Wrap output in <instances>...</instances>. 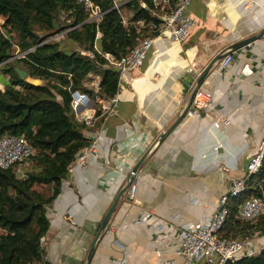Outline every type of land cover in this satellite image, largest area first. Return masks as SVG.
I'll return each mask as SVG.
<instances>
[{
	"label": "crops",
	"instance_id": "1",
	"mask_svg": "<svg viewBox=\"0 0 264 264\" xmlns=\"http://www.w3.org/2000/svg\"><path fill=\"white\" fill-rule=\"evenodd\" d=\"M123 11L128 13L124 6ZM184 13L193 19L185 39L176 44L164 36L153 40L140 66L119 78L113 112L89 104L99 111L83 134L99 157L85 153L73 162L45 208L48 264L84 263L101 218L143 153L132 178L133 197L126 189L118 196L88 264L181 263L174 252L178 225L210 215L229 176L242 171L260 144L264 37L239 50L229 48L264 27V0H191ZM219 52L230 53L231 60L225 68L214 61L200 84L211 94L208 109L181 115L188 95L179 76L188 67L199 71ZM244 65L248 71L241 74ZM5 79L0 72V87ZM146 211L157 222L139 221ZM255 240L263 241L264 234Z\"/></svg>",
	"mask_w": 264,
	"mask_h": 264
},
{
	"label": "trees",
	"instance_id": "2",
	"mask_svg": "<svg viewBox=\"0 0 264 264\" xmlns=\"http://www.w3.org/2000/svg\"><path fill=\"white\" fill-rule=\"evenodd\" d=\"M93 1L104 10L97 22L86 20L85 10L73 0H0V14L4 16L0 61L12 53L15 44L19 50L32 46L25 58L0 65V72L6 76L0 87V135L23 134L35 149L21 166L20 175L12 167L0 168V264L39 260L48 264L44 245L38 241L48 228L45 207L59 192L75 153L90 142L83 134L88 125L73 114L69 90L79 89L91 97H112L118 87L119 71L106 65L103 53L118 59L129 51L138 35L134 21L158 22L148 11L152 8L150 0H143L145 7L139 0H125L123 6L129 14L126 23L115 9L109 8L110 0ZM59 10L75 25L65 31V39L90 55L62 47L60 41L39 42L33 26L55 27ZM14 66L25 69L31 79H41L42 83L19 78ZM88 73L99 76L95 90L83 85L82 79ZM98 111L95 108L94 114ZM35 183L49 185V191L45 194L34 188ZM263 185L264 153L258 169L246 178L243 190L229 198L227 214L216 231L218 236L244 238L264 234V214L251 220L236 217L239 204L245 198L260 195ZM225 264H264V247L256 254Z\"/></svg>",
	"mask_w": 264,
	"mask_h": 264
},
{
	"label": "built area",
	"instance_id": "3",
	"mask_svg": "<svg viewBox=\"0 0 264 264\" xmlns=\"http://www.w3.org/2000/svg\"><path fill=\"white\" fill-rule=\"evenodd\" d=\"M80 4L86 12V20L98 21L104 12L93 0H73ZM125 0H110L111 9H115L121 16L123 23L126 19L123 17V3ZM191 0H150L152 8L148 11L150 15L158 19L157 23L152 21L144 22V20H136L138 35L136 41L127 53L118 59L112 57L109 53H103L106 58V65L112 66L119 71V78L123 72L130 68L138 67L145 56L147 49L153 43L156 37H167L174 43L183 41L189 32L193 19L184 13ZM141 6L145 7V2L139 0ZM4 16L0 14V32H3L1 23ZM65 30H68L66 28ZM98 32H96V35ZM264 37V32L262 34ZM46 41L42 39L39 42ZM32 48L28 47L19 50L16 44L12 53L0 61V65L11 61L12 59L25 58L26 52ZM82 53L90 55L89 51L81 50ZM231 60V54L224 52L223 56L218 59V65L225 68ZM68 78L70 74H67ZM119 80V79H118ZM70 106L77 120L83 121L86 125H91L94 114V108L89 104L91 101L100 104V108L104 111L113 112V104L115 97L104 98L99 94H94L91 98L88 93L79 89H70ZM106 102L104 103V101ZM211 101V94L206 86L199 85L191 98V101L185 110L187 115H191L195 110H207ZM226 121V120H225ZM35 152L32 145L24 138L23 134H1L0 135V168L4 169L12 167L16 174H21V166L26 163L27 159ZM85 153H90L94 157H99L93 142H89L86 146L80 148L76 153L73 161L68 168L72 167V163L81 160ZM264 153V135L257 146V149L249 154L245 160L242 171L237 175L229 176L227 189L218 197L216 208L212 213L201 221H186L180 223L177 229L178 244L174 252L182 259L179 264H225L227 261H233L242 256L253 255L264 247L263 241H256L255 236L252 237H223L218 236L216 231L221 226L227 211L228 200L230 197L240 193L245 184L246 178L254 173L261 162ZM73 163V164H74ZM135 190V184L131 181L126 187V195L132 198ZM47 206V205H46ZM46 208V207H45ZM264 214V185L260 195L245 198L238 206L236 217L243 220H251ZM152 220L157 222V217L153 216L149 211L144 212L138 217L139 221ZM158 227V226H157ZM40 244L44 243V236L38 239ZM19 264V263H13ZM22 264H46L45 261H31Z\"/></svg>",
	"mask_w": 264,
	"mask_h": 264
},
{
	"label": "water",
	"instance_id": "4",
	"mask_svg": "<svg viewBox=\"0 0 264 264\" xmlns=\"http://www.w3.org/2000/svg\"><path fill=\"white\" fill-rule=\"evenodd\" d=\"M264 32V27L261 28L257 33L244 37L242 39H239L233 43H231L230 45V50H239L241 47L243 46H247L248 43L256 38H259L262 36ZM42 40V39H41ZM223 52H219L216 53L215 55H213L210 60L204 65V67L202 69H200L199 71H196L194 68L192 67H188L186 68L183 73L179 76L180 80H181V85H182V92L187 93L188 95V100L187 103L184 106L183 111L181 112V115L184 114L185 110L187 109L192 95L195 91V89L201 84V82L203 81L204 77L207 74V71L209 69V67L211 66V64L218 60L219 58H221L223 56ZM245 56H248V54L246 53ZM14 70L16 71L17 75L19 78L24 79L27 76V71L21 67L18 66H14L13 67ZM248 71L247 65H244L242 70H241V74L245 73ZM204 86V85H203ZM174 123H172L171 125H169L164 131L160 132L159 135L157 136V140H160L161 138H163L166 133L172 128ZM145 153H143L139 159L133 164V166L131 167L129 173H128V177L126 179L125 184L119 189V191L117 192V194L115 195V197L113 198L112 202L110 203L109 207L107 208V210L105 211L103 217L101 218V221L99 222V225L97 227L96 233L94 235V239L93 241L90 243L87 252H86V257H85V261L83 264H88L89 262V258L91 256V253L93 251V246H94V240L96 239V237L99 235V233L105 228L108 218L111 214V211L113 210V207L115 205V202L118 198V196L125 191L127 185L132 181L133 175L137 169V167L139 166L142 158L144 157Z\"/></svg>",
	"mask_w": 264,
	"mask_h": 264
},
{
	"label": "rangeland",
	"instance_id": "5",
	"mask_svg": "<svg viewBox=\"0 0 264 264\" xmlns=\"http://www.w3.org/2000/svg\"><path fill=\"white\" fill-rule=\"evenodd\" d=\"M128 15H129L128 13H124V11H123L124 19H127ZM55 19H56L57 24L53 28L39 29L38 27L33 26L35 33L40 37V39H45L46 41H60L59 45L62 47L65 46V47H69V48H76L78 50H82L80 47L76 46L75 43L65 39V31H66L65 29L66 28L71 29V28L75 27V25H73L71 23L70 18H68L67 15L63 11L59 10L56 12ZM172 43H174V42H172ZM24 79L30 83L39 84V81L33 82L32 80H30L31 78L25 77ZM98 80H99L98 75H96L94 73H88L87 75L84 76L85 82H83V85L88 87V88L95 90L97 88ZM89 96L91 97L90 94H89ZM95 104L96 103L93 101L92 105L94 106ZM29 161H30V159H29ZM33 187L38 189V190H41L45 194L49 191V185H46V184H36L35 183V184H33Z\"/></svg>",
	"mask_w": 264,
	"mask_h": 264
},
{
	"label": "bare ground",
	"instance_id": "6",
	"mask_svg": "<svg viewBox=\"0 0 264 264\" xmlns=\"http://www.w3.org/2000/svg\"><path fill=\"white\" fill-rule=\"evenodd\" d=\"M140 66V65H139ZM135 69V68H134ZM33 80H35V79H33Z\"/></svg>",
	"mask_w": 264,
	"mask_h": 264
}]
</instances>
